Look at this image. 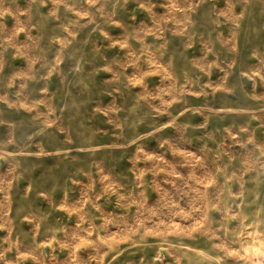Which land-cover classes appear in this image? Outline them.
<instances>
[{
  "label": "rangeland",
  "instance_id": "rangeland-1",
  "mask_svg": "<svg viewBox=\"0 0 264 264\" xmlns=\"http://www.w3.org/2000/svg\"><path fill=\"white\" fill-rule=\"evenodd\" d=\"M0 264H264V0H0Z\"/></svg>",
  "mask_w": 264,
  "mask_h": 264
}]
</instances>
